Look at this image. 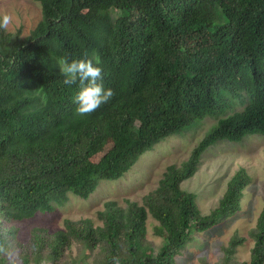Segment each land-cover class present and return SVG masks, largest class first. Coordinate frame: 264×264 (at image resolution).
<instances>
[{
    "label": "trees",
    "instance_id": "trees-1",
    "mask_svg": "<svg viewBox=\"0 0 264 264\" xmlns=\"http://www.w3.org/2000/svg\"><path fill=\"white\" fill-rule=\"evenodd\" d=\"M39 2L42 20L29 36L0 30V243L11 253L0 254V264H65L75 244L99 250L94 264H112L113 257L120 264H177L194 234L241 211L251 183L239 169L207 216L197 195L181 187L211 146L264 136V0ZM87 11L103 15L92 19ZM85 53L99 57L114 96L81 117L73 103L78 85L63 84L57 61ZM225 114L142 203L108 200L96 221L65 220L52 234L37 229L28 242L19 240L13 224L53 212L69 194L89 199L100 182L121 180L166 138ZM150 217L162 240L158 252L146 245ZM249 237L250 263H236L245 238L235 234L219 264H264V207Z\"/></svg>",
    "mask_w": 264,
    "mask_h": 264
},
{
    "label": "rangeland",
    "instance_id": "rangeland-1",
    "mask_svg": "<svg viewBox=\"0 0 264 264\" xmlns=\"http://www.w3.org/2000/svg\"><path fill=\"white\" fill-rule=\"evenodd\" d=\"M4 13L14 17L6 33H20L21 38L29 36L42 20L39 0H0V14ZM86 14L92 19L103 15L97 11H87ZM237 102L242 103L240 100ZM241 108L238 105L234 109L238 111ZM224 116L226 114L207 116L190 128L193 130L165 139L143 155L121 180L100 182L89 199L69 194L68 202L55 206L53 212L39 213L30 220L13 224L18 230L19 240L28 242L30 235L37 229H48L52 234L64 228L65 220L79 221L91 217L96 221L97 212L103 210L108 200L117 201L123 207H126V200L142 203L143 197L158 187L167 168L171 165L181 167L199 141ZM108 150L109 147L98 154L95 160H100ZM241 168L251 176V183L244 192L241 211L209 232L194 234L193 240L177 257V264H219L224 256L223 249L235 234L245 238V242L237 249L236 263H250L253 240L249 233L255 228L264 207V136L249 135L241 143L220 141L203 154L197 172L184 181L181 187L184 192L197 195L200 212L207 216L218 207L228 181ZM155 225L157 222L150 217L146 245L158 252L162 240L154 234ZM98 251L92 249L84 252L81 245L75 244L64 262L73 264L74 261L85 259L88 264H94L95 259H101Z\"/></svg>",
    "mask_w": 264,
    "mask_h": 264
},
{
    "label": "clouds",
    "instance_id": "clouds-1",
    "mask_svg": "<svg viewBox=\"0 0 264 264\" xmlns=\"http://www.w3.org/2000/svg\"><path fill=\"white\" fill-rule=\"evenodd\" d=\"M13 22H14V17L12 15L8 13L0 14V30L7 31L10 25L13 24ZM87 55L88 54L85 53L86 58L83 59H70L68 56H62L57 61V66L59 67L60 74L61 76L64 77V79L62 80L63 84L69 86L78 85L79 90L74 96L73 103L76 105L75 114L81 117L93 113L98 108H100L101 105L108 103L114 96V92L112 89L110 88L106 89L104 87L103 69L102 67L98 66L100 65L99 57L96 56L93 58H87ZM242 109L243 106L241 110ZM213 127L211 128V130L213 129ZM0 254H4L6 257L11 255V253L9 252L8 248L5 246L4 243H0ZM112 264H120L119 258L113 257Z\"/></svg>",
    "mask_w": 264,
    "mask_h": 264
}]
</instances>
